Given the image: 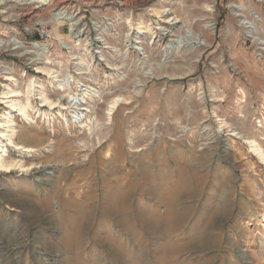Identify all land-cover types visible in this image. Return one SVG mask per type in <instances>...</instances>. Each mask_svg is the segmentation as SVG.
I'll use <instances>...</instances> for the list:
<instances>
[{
  "label": "rangeland",
  "instance_id": "1",
  "mask_svg": "<svg viewBox=\"0 0 264 264\" xmlns=\"http://www.w3.org/2000/svg\"><path fill=\"white\" fill-rule=\"evenodd\" d=\"M263 48L257 0H0V86L32 107L13 140L38 148L0 140V264H264ZM52 70L96 89L84 126L43 105L74 91Z\"/></svg>",
  "mask_w": 264,
  "mask_h": 264
},
{
  "label": "bare ground",
  "instance_id": "2",
  "mask_svg": "<svg viewBox=\"0 0 264 264\" xmlns=\"http://www.w3.org/2000/svg\"><path fill=\"white\" fill-rule=\"evenodd\" d=\"M47 1L48 0H43V2H47ZM167 14H168V10L167 9H163L161 11V15L165 16ZM173 19L174 18H169V19H167L166 22H169V21H171ZM175 22H177V21H175ZM194 39H196V36H193V35L190 36L189 39H187V38H178V39L174 40L175 43H176L175 47L177 49L178 48L180 49L182 46H184L185 44L190 42V40H194ZM9 43H11L14 47H17V44H19L21 46L20 42H18V41L16 42L13 39L9 40ZM167 47H168V50L171 49V48H174V46H172V45H169ZM34 49L37 50L38 53L40 51V52H42V54L45 55V50H44V47L42 45L35 44L34 45ZM41 69H42V71H44L46 69V67L41 68ZM46 70H47V73L50 72L48 69H46ZM54 77H56V75ZM54 77H52V79L56 80ZM5 79L13 81V78H11V77H9V78L6 77ZM34 87H35V84L32 83L30 85V87L27 89L28 94H31V92L33 91ZM93 91H95V90H93V89H89V90L84 89L81 92V93L85 92V94L81 95L82 99H83V97L84 98H91V95L95 94V93H93ZM86 92L90 93V97H87L88 94ZM137 92L138 91H135L134 93L137 94ZM21 95H22L21 92H19L18 90H15V89H13L11 87H8L6 85H1L0 86V97L2 99L1 101H2V103L5 104V107L9 108V111L6 113V115L2 116V121H0V140L3 141V142L4 141L7 142L15 150H19L21 152H25V153L30 154L31 152L38 151V148H35V147H32V146L23 145L21 143L15 142L13 140V136H15L16 130H15V126H14L15 124L13 123V120L10 119L11 115L15 113V114H19V115H23L25 117H28V109H32L29 99L27 100L26 105L23 104V103L21 104V102L17 99V97H20ZM40 98L42 99V101L44 103L43 105H47V107L49 109H54L56 107H60L61 109H69V107H71V106H64V104H61L60 102H57V101L52 102L49 99H47V97H45V96H40ZM122 100H123V98L118 96V97L112 99L108 103L106 111H105V114L109 118L113 114L114 110L117 109L118 106L122 103ZM0 148H2L0 150L1 153L4 152L3 150L5 148H3V145H0ZM253 150H254L257 158L259 159V161L264 164V153L261 151V149L259 147H256V148H253ZM1 153H0V171H6V170H9V169H12L15 164L14 163H7L5 161V159L2 157V155L5 156L6 153H3V154H1ZM16 204H18V203H14V205H16Z\"/></svg>",
  "mask_w": 264,
  "mask_h": 264
},
{
  "label": "built area",
  "instance_id": "3",
  "mask_svg": "<svg viewBox=\"0 0 264 264\" xmlns=\"http://www.w3.org/2000/svg\"><path fill=\"white\" fill-rule=\"evenodd\" d=\"M258 2L262 3L263 5V9H264V0H257ZM234 8L236 9L235 14L236 16H240L241 12L243 10V7L240 5H234ZM61 18V16H59ZM63 18V17H62ZM34 32H35V39L36 41L32 43V46H34L35 44H39L42 45L44 47L45 50V55L42 54V52L39 51V53L37 52V50L34 49L33 47V54L37 55V57L39 58V55H43L47 57L49 55H51V51H50V47L47 43H49V38H50V34L48 32V29L46 28L45 25L41 24V23H36L34 26ZM202 43V42H201ZM45 44V45H44ZM22 46V45H21ZM264 49V48H263ZM264 53V50H263ZM35 61L37 60V58H34ZM78 65V64H75ZM80 65H78L79 67ZM77 66H75V70L73 71L74 75H81V72L79 70ZM54 71V75H56V80H54L53 82L57 83V87L59 89H64L66 87H70L73 88L74 91H69L68 95H65V106H71L69 107V110H63L62 114H57L58 115V120L59 123H64V124H70V125H74V126H78V127H82L86 124V122L88 121L91 113L94 111V102H95V98L98 96V94H92L91 98H84L82 99L81 97V92L86 89H93L96 90L95 88L91 87L88 84H83L80 81H78L76 83L75 86H73V84H71L70 80L62 77V74L57 71V70H52ZM71 84V86H70ZM90 92V91H89ZM98 92V91H97ZM260 121V120H258Z\"/></svg>",
  "mask_w": 264,
  "mask_h": 264
}]
</instances>
